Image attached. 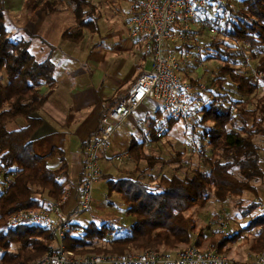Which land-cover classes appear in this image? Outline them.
I'll list each match as a JSON object with an SVG mask.
<instances>
[{
    "label": "trees",
    "instance_id": "1",
    "mask_svg": "<svg viewBox=\"0 0 264 264\" xmlns=\"http://www.w3.org/2000/svg\"><path fill=\"white\" fill-rule=\"evenodd\" d=\"M55 2L31 0L30 6L36 13L43 10L53 15L57 12ZM69 2L74 5L76 24L74 30L63 33V38L77 42L85 31L98 32L96 6L89 0ZM202 15L218 33L201 49L207 51L206 60H217L220 65L204 91L208 97L203 98L198 91L193 93L192 114L197 117L191 129L196 138L194 150L190 154L179 150L168 160L149 154L148 144L134 139L124 159L136 170H123L125 177L109 178L107 185L108 196L118 194L135 222L126 229L109 223H91L88 227L74 223L65 246L77 256L150 251L174 256L189 246L203 247L204 239L224 253L253 229H259V245L253 248L254 253L264 250V211L259 217L253 215L263 203L252 201L245 205L244 199L264 181L262 149L256 142L257 137H264V0H227L212 5ZM6 19L5 0H0V264H32L56 246V234L42 227L5 229V220L19 210H48L64 199L67 189L60 178L67 166L64 158L60 168L50 166L56 151L49 157H39L33 150L37 133L44 125L40 111L57 84L55 64L50 59L37 61L30 52L36 37L28 34V38L19 39L10 35ZM195 46L181 44L179 50L184 51L177 54L180 60L185 56L189 60L186 54ZM186 68L190 69L189 63ZM193 85L200 84L194 80ZM44 87L48 88L46 92ZM21 120L24 126L9 128ZM169 132L170 129L166 134ZM156 133L154 130V141L164 138ZM141 162L148 164L147 170L160 165L162 172L159 170L156 176L155 170L145 182ZM172 164L178 165L174 171H164ZM84 176L85 169L81 184ZM212 198L222 205L236 198L235 209L241 219H249L248 224L226 237L215 238L207 231L208 225H199L190 214L194 208H204ZM216 216L220 219H216L217 224L228 220L224 213Z\"/></svg>",
    "mask_w": 264,
    "mask_h": 264
},
{
    "label": "built area",
    "instance_id": "2",
    "mask_svg": "<svg viewBox=\"0 0 264 264\" xmlns=\"http://www.w3.org/2000/svg\"><path fill=\"white\" fill-rule=\"evenodd\" d=\"M129 1L132 8L128 36L141 44L142 53L152 61V70L136 79L127 95L108 111L102 119L100 129L85 146V176L80 186L78 210L71 216L64 215V198L48 210H19L6 218L4 228L13 230L20 226L42 227L56 234V246L32 264H264V250L251 263H235L214 247L203 250L197 246H189L174 256L150 251L142 254L80 257L66 249L65 238L76 218L92 208L94 187L102 177L100 154L108 148V142L119 126L146 100L158 102L162 113L168 118V123L157 129V137L165 136L170 129V121H183L190 130L196 125L192 114L193 93L182 72L183 62L167 50L166 44L172 40L185 42L189 37L197 35V30L217 34V29L201 19V15L212 5L227 2ZM116 160H121L120 156Z\"/></svg>",
    "mask_w": 264,
    "mask_h": 264
},
{
    "label": "crops",
    "instance_id": "3",
    "mask_svg": "<svg viewBox=\"0 0 264 264\" xmlns=\"http://www.w3.org/2000/svg\"><path fill=\"white\" fill-rule=\"evenodd\" d=\"M42 13L46 16V12ZM38 14L39 12L36 16ZM54 17L58 22L51 20L49 25V22L45 21L46 16L43 22L35 27L38 19L30 16L29 28L27 27L26 34L23 35L31 34L42 42L39 41L38 44L31 42L30 52L34 57L33 48L36 52L43 53L42 59L38 60L35 57L37 61L43 62L50 59L56 67L57 84L40 111L44 125L37 133L33 150L39 157H49L56 151V156L49 161L53 169L60 168L61 158H64L67 169L66 173L61 176L60 182L65 184L67 194L63 213L71 216L78 210L81 178L85 169V146L100 129L103 117L127 95L136 79L152 70V61L142 53L141 44L131 40L129 36L124 39L122 32L115 34L111 30L101 38L98 45L93 43L95 49L83 44L84 39L77 42L65 40L63 38L65 31L59 34L57 32L54 36L56 26L64 25L66 20L60 14H55ZM31 25L35 27L33 32L30 30ZM98 27L100 30L99 24ZM74 29L75 25H72L67 30ZM179 43L176 40L169 41L166 48L169 52L179 54L184 51L179 50L181 46ZM68 44L75 46L74 52H68L71 51L67 50ZM78 45L80 51L76 49ZM97 46H99L98 49H96ZM136 50H140L141 59L139 61L133 57L136 55ZM47 90V87L43 88V92ZM161 114L163 113L158 102L146 100L126 122L119 126L123 133L119 132L116 135L118 128L112 137L116 135L119 139L124 135L123 137L127 139L124 131H128L127 133L131 131L132 137H135L133 135L141 130L142 123L154 118L153 121H155ZM109 150L111 148L108 146L100 154L107 161H114L117 156H121L118 150L113 154H109ZM99 167L102 177L95 184L96 190L99 189V191L106 188L108 192L109 178L117 180L126 175L124 171L119 170L111 171L112 174L108 173L109 168L104 161L99 160ZM104 194L106 198L100 201H113L115 193L109 197L104 190ZM105 223L112 225V222Z\"/></svg>",
    "mask_w": 264,
    "mask_h": 264
},
{
    "label": "rangeland",
    "instance_id": "4",
    "mask_svg": "<svg viewBox=\"0 0 264 264\" xmlns=\"http://www.w3.org/2000/svg\"><path fill=\"white\" fill-rule=\"evenodd\" d=\"M46 0H43V2ZM56 1L55 7L57 8V12L55 13L60 14L62 18H65L64 21L65 24H58L56 26V30L54 32V36L59 33H62L63 31H66L70 26L75 25V14L73 12L74 5H70L69 0H51ZM92 4L96 6V17L98 18V24L100 26V30L98 32H90L85 31L84 32V42L85 45H90L93 49H95V44L98 45L100 43V40L102 37H105L111 30L114 31L115 34H118L122 32V37L124 39L128 38V31L130 29V18H131V8L132 5L130 1L128 0H89ZM31 0H5V7L7 10V19H6V27L9 31L10 35H15L20 38H28V35L25 31H27L28 21H30V16L35 18L37 17L38 21L37 25L35 27H38L41 22H43V18L47 16V19L45 21H48L50 25V21L58 22L57 19L54 17V15H50L46 13V16L44 15L43 10L38 11L39 14L36 16V11H33L32 6H30ZM234 6H237L236 4H233ZM41 9V8H39ZM41 12V13H40ZM84 17H87L86 15ZM201 19L203 18V15H201ZM33 22V21H32ZM209 24V23H208ZM34 25H31V31L33 32L35 30ZM197 35H193L189 37L185 42L179 43L180 45L183 43L188 44H195L196 46L190 49L188 55L189 60H183V75L188 78H186V81L188 82L189 86H191L192 93H196L197 91L203 94V98H207L208 94H205L204 91L209 88L211 85V81L214 78V70L220 65V62L217 60H206L205 56L207 54V51L204 49H201L204 47V45L208 42L209 38L214 37L217 34H212L208 30H197ZM43 35V34H42ZM40 35V37H44ZM21 36V37H20ZM34 44H38L41 41L37 38H33L32 40ZM31 41V42H32ZM36 41V42H35ZM40 41V42H39ZM42 43V42H41ZM95 43V44H93ZM67 50L69 53H72L75 51V46L68 44ZM99 46L96 47L98 49ZM76 49L80 51V46H76ZM140 49V48H139ZM139 51L136 50V55L133 56L134 59L139 61ZM35 57L40 60L42 59L43 53L36 52L33 48L32 50ZM36 52V53H34ZM179 59L180 57L175 54ZM187 57V56H185ZM150 59V58H149ZM198 61V66L196 64V61ZM190 65V69H187V65ZM185 64V65H184ZM187 64V65H186ZM149 66V65H148ZM150 67V66H149ZM148 68V67H147ZM198 80L199 86L193 85L192 81ZM194 116V115H193ZM195 117V116H194ZM155 119V118H154ZM154 119H149L148 121L142 123L140 126V131H136L133 135L135 137H132L131 131L127 133L128 131H124L125 136H127V139H125L123 136H120V138H117V133L120 134L123 133L122 128H119L116 132V135L114 137H111L108 144L111 150H109V154H113L116 150L121 152L120 161L114 159V161H107V159H104L102 155H100V161H104L109 170L108 173L112 174L111 171H134L136 170L135 165L133 163L128 162L127 159H124L127 156L128 149L130 147L131 142L136 139L137 141L140 140L142 142H146L148 145L147 152L151 155H154L155 157H164L166 159H170L172 154L177 151H184L187 150L190 154L191 150H194V144L196 143L195 137L192 134V131L187 128L185 123L183 121H177L173 124H170V132L164 136L163 139L154 141V130L156 131L158 128L162 127L164 124L168 123V118L161 114L159 115L155 121ZM197 122V117H195V123ZM20 126H24L23 120L20 121V124H11L10 129H18ZM130 130V129H129ZM139 141V142H140ZM256 142L260 145L262 152V160H261V166L264 170V137H257ZM173 146V147H171ZM153 149V150H152ZM157 151V153L155 151ZM108 151V150H107ZM161 153H158V152ZM124 159V161H123ZM155 161L156 159L153 158ZM123 161V162H122ZM153 162V161H152ZM125 163V166H122V164ZM178 165L172 164L169 168L165 167L166 169L164 171H174V168H176ZM140 170L146 171L145 174L147 178L144 179L145 182H148L149 176H153L155 170L157 171L156 176H158V171L161 170V166H156L155 170H147L148 164L145 162H141ZM137 174L134 176V178H137ZM257 185L256 192H250L246 193L244 195L245 199V205L251 204L252 201H260L263 203V205H259L256 209L255 213L253 214L255 217H259L263 211H264V181L259 182ZM95 188V187H94ZM107 196L109 192L104 188ZM104 190L99 191L96 190V188L93 191V199H92V208L90 211L80 214L76 218V223L80 224L82 227H88L91 223H95L98 226H101L105 222H112V227L115 228H124L132 226L135 222V218L130 216L127 213V206L126 203L122 200V198L116 193L113 197V201H100L106 198V195L104 194ZM80 197V191L78 196V201ZM214 198H212L208 204L204 208H194L193 211L190 212V214L199 222V225L207 226V231L213 235L215 238H222L226 237L229 234H231L233 231H238L242 228H244L248 222L249 219H241L240 213L235 209L234 204L236 203L237 199H233L230 201H227L226 205L219 204L216 202ZM229 211H228V210ZM39 210V209H37ZM221 212L224 213L225 218H228V220L225 222V224H220L215 221H219V217L216 215ZM199 214L201 216H199ZM54 217V216H53ZM217 217V218H216ZM203 218L205 219V223L202 221ZM118 221H117V220ZM217 219V220H216ZM207 220V221H206ZM236 220L237 222H234ZM228 222V223H227ZM230 222V223H229ZM231 224H233L231 226ZM110 225V223H109ZM225 229V230H223ZM118 230L115 231L117 233ZM113 232V234H115ZM259 229H253L251 231H247L245 235L239 239L238 241L234 242L232 245L229 246L228 252H222L223 255L227 256L229 259L234 261L235 263H251L253 262L260 254H255L254 249L259 245V238H258ZM112 234V235H113ZM209 238V236H208ZM203 247L201 249H207V248H217L216 246L212 245L210 240L204 239ZM254 248V249H253ZM128 253V252H127Z\"/></svg>",
    "mask_w": 264,
    "mask_h": 264
}]
</instances>
